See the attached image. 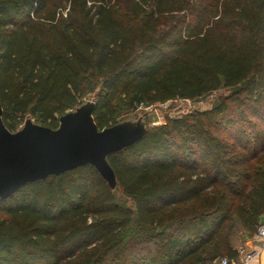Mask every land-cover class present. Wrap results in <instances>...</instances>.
<instances>
[{
  "label": "trees",
  "instance_id": "1",
  "mask_svg": "<svg viewBox=\"0 0 264 264\" xmlns=\"http://www.w3.org/2000/svg\"><path fill=\"white\" fill-rule=\"evenodd\" d=\"M222 88L235 117L215 101L109 155L115 191L86 165L0 200V264H216L264 216V0H0L12 132L91 99L102 130Z\"/></svg>",
  "mask_w": 264,
  "mask_h": 264
},
{
  "label": "water",
  "instance_id": "2",
  "mask_svg": "<svg viewBox=\"0 0 264 264\" xmlns=\"http://www.w3.org/2000/svg\"><path fill=\"white\" fill-rule=\"evenodd\" d=\"M94 109L91 99L62 116L56 129L27 119L21 129L12 132L4 123L0 101V200L28 183L86 165L95 167L115 191L118 182L107 158L144 138L146 115L100 130Z\"/></svg>",
  "mask_w": 264,
  "mask_h": 264
},
{
  "label": "rangeland",
  "instance_id": "3",
  "mask_svg": "<svg viewBox=\"0 0 264 264\" xmlns=\"http://www.w3.org/2000/svg\"><path fill=\"white\" fill-rule=\"evenodd\" d=\"M231 95H232L231 89L222 88L221 90L215 92L211 96L199 102H193L189 100H184V101L175 100L164 104H154L150 106L142 105L143 108L139 106L137 110L138 111L137 117L147 114L148 119L146 118V120L147 122H149L151 126H160L169 123L172 120L186 117L194 113L210 111L215 101H224V100L228 102L231 110V113L225 116L235 117L237 112L234 103H231L229 99ZM31 120L35 122V119H31ZM25 122L22 125V127L25 125ZM225 135H229V134H225ZM250 235L251 234L249 233V230L247 228L237 225L234 235L232 237V241L235 244L237 242L242 243L241 241L244 240L246 236H250ZM130 255L132 256V254Z\"/></svg>",
  "mask_w": 264,
  "mask_h": 264
},
{
  "label": "crops",
  "instance_id": "4",
  "mask_svg": "<svg viewBox=\"0 0 264 264\" xmlns=\"http://www.w3.org/2000/svg\"><path fill=\"white\" fill-rule=\"evenodd\" d=\"M264 222V216L262 219ZM237 242L236 244L232 241V246L237 250L238 256L236 259L231 260V264H264V239H259L253 233L250 236H246L244 240ZM257 256L246 262V254H254Z\"/></svg>",
  "mask_w": 264,
  "mask_h": 264
},
{
  "label": "built area",
  "instance_id": "5",
  "mask_svg": "<svg viewBox=\"0 0 264 264\" xmlns=\"http://www.w3.org/2000/svg\"><path fill=\"white\" fill-rule=\"evenodd\" d=\"M255 236L257 238H259V239H264V222H261L259 224V226L257 227ZM256 256H257L256 253H254V254H246V262H249L250 260H253ZM216 264H231V260H229L227 257H225V258H222L219 261H217Z\"/></svg>",
  "mask_w": 264,
  "mask_h": 264
}]
</instances>
